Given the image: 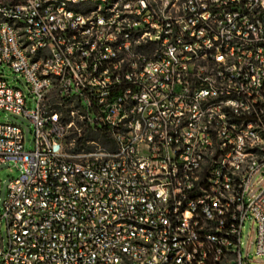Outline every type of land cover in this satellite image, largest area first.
<instances>
[{
    "label": "built area",
    "instance_id": "built-area-1",
    "mask_svg": "<svg viewBox=\"0 0 264 264\" xmlns=\"http://www.w3.org/2000/svg\"><path fill=\"white\" fill-rule=\"evenodd\" d=\"M0 67L35 138L0 122V264H244L247 221L264 257V0H16ZM69 104L114 149L68 151Z\"/></svg>",
    "mask_w": 264,
    "mask_h": 264
},
{
    "label": "rangeland",
    "instance_id": "rangeland-1",
    "mask_svg": "<svg viewBox=\"0 0 264 264\" xmlns=\"http://www.w3.org/2000/svg\"><path fill=\"white\" fill-rule=\"evenodd\" d=\"M16 0H0V5L11 4ZM0 76L4 77L12 86L25 87V80L22 77H18L7 67H0ZM63 120L66 124L72 123L69 129L65 145L68 151H74L78 144L85 145V151H94L98 148L110 150L111 145L107 142L108 137L104 132L94 131L89 128L83 118L82 112L79 110L76 104H69L61 109ZM74 113V114H72ZM0 122H9L20 126L23 129L25 148L27 151H32L35 148L34 131L32 123L23 116H14L6 112L0 111ZM110 141V140H109ZM19 175V171L12 165L6 164L0 166V211L3 210V204L6 200L8 193L9 183ZM264 187V177L261 174L254 176L251 183V197L257 195L259 191ZM7 230L4 226L2 229V239L4 243H7ZM256 227L252 221H247L245 228L242 230V255L246 258L248 254V260L244 264H264V257H258L255 249Z\"/></svg>",
    "mask_w": 264,
    "mask_h": 264
},
{
    "label": "trees",
    "instance_id": "trees-1",
    "mask_svg": "<svg viewBox=\"0 0 264 264\" xmlns=\"http://www.w3.org/2000/svg\"><path fill=\"white\" fill-rule=\"evenodd\" d=\"M104 134H105V136L107 137L106 133H104ZM107 142L110 143V145H111V149H114V146L112 145L111 141H109V140L107 139ZM84 148H85V145L81 144V142H80V143L78 144V146L75 148V151H76V152H79V151H81V150H84Z\"/></svg>",
    "mask_w": 264,
    "mask_h": 264
}]
</instances>
